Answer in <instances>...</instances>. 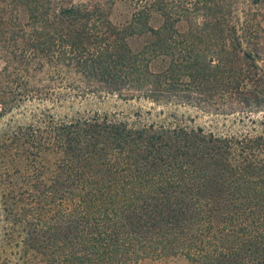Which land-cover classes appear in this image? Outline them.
<instances>
[{
    "label": "trees",
    "instance_id": "trees-1",
    "mask_svg": "<svg viewBox=\"0 0 264 264\" xmlns=\"http://www.w3.org/2000/svg\"><path fill=\"white\" fill-rule=\"evenodd\" d=\"M262 33L264 0H0V264H264V131L51 110L219 90L263 110Z\"/></svg>",
    "mask_w": 264,
    "mask_h": 264
},
{
    "label": "rangeland",
    "instance_id": "rangeland-1",
    "mask_svg": "<svg viewBox=\"0 0 264 264\" xmlns=\"http://www.w3.org/2000/svg\"><path fill=\"white\" fill-rule=\"evenodd\" d=\"M127 16V8L122 5H116L112 8L111 18L115 22H122L123 18ZM155 18L153 19V23ZM262 39L260 44H258V58H262L258 61L259 67H253V72L259 74L264 73V34H260ZM254 41V40H253ZM248 48V47H247ZM250 74L253 75L252 72ZM227 94L223 98L218 97L217 100L208 103L207 109H198L192 106H162L155 104L149 100L145 99H123L115 94H102V95H92L88 94L86 97L76 98L74 101H66L63 106L51 107L52 111L58 114H64L68 111H80V112H118V113H133L140 111L146 117H150L157 120L160 116V112H170L175 111L178 114H185L190 117V119L196 125L204 126L206 128H214L221 132H239L248 130L264 131V109L257 110L255 106L259 103H248L243 104L240 108H235L231 105L229 99V94L226 90H219ZM229 100V101H228ZM262 106H264V97L261 99ZM214 103V104H213ZM211 105V106H209ZM212 105L218 107L219 110H212ZM47 106V104L45 105ZM48 107L50 105L48 104ZM46 107V108H48ZM22 108V107H21ZM15 111V118L18 122L26 120L28 113L33 110L41 109L42 104L39 101L27 102L26 106ZM211 109V111L209 110ZM233 112V113H232ZM10 120V116H6L0 119V127L5 126ZM14 123V122H13ZM137 264H189L184 259L176 258L172 259L170 262L158 263L152 260H144Z\"/></svg>",
    "mask_w": 264,
    "mask_h": 264
}]
</instances>
